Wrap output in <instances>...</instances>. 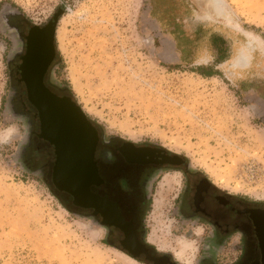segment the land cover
<instances>
[{
  "label": "rangeland",
  "instance_id": "1",
  "mask_svg": "<svg viewBox=\"0 0 264 264\" xmlns=\"http://www.w3.org/2000/svg\"><path fill=\"white\" fill-rule=\"evenodd\" d=\"M203 1L0 0V264H144L23 165L9 10L36 23L59 13V80L105 137L156 146L220 192L264 206V0H219L208 20L196 12ZM182 183L174 169L152 178L144 224L159 252L196 264L201 229L176 214Z\"/></svg>",
  "mask_w": 264,
  "mask_h": 264
},
{
  "label": "flooded vegetation",
  "instance_id": "2",
  "mask_svg": "<svg viewBox=\"0 0 264 264\" xmlns=\"http://www.w3.org/2000/svg\"><path fill=\"white\" fill-rule=\"evenodd\" d=\"M3 16L2 23L13 43L7 63L10 104L26 131L21 161L29 171L38 172L43 181L51 182L61 203L73 213L91 217L98 224L104 222L106 242L128 256L134 255L135 260L144 264H181L174 254L159 252L149 241L143 218L150 181L156 174L174 169L183 176L176 214L185 222H193L198 236L201 229L202 248L197 251L196 264H262L254 217L264 215V206L220 192L204 176L190 170L186 160L156 146L130 145L105 137L87 117L97 137L93 162L98 182L91 184L89 191L111 207L80 206L73 195L58 190L52 178L56 148L43 137L42 116L35 101L38 92L46 91L75 103L59 80L57 24L54 26L53 17L36 23L10 10ZM103 214L110 216L104 219Z\"/></svg>",
  "mask_w": 264,
  "mask_h": 264
},
{
  "label": "water",
  "instance_id": "3",
  "mask_svg": "<svg viewBox=\"0 0 264 264\" xmlns=\"http://www.w3.org/2000/svg\"><path fill=\"white\" fill-rule=\"evenodd\" d=\"M55 23L58 22L59 13L53 16ZM39 95V96H38ZM37 107L42 116V134L45 139L52 143L56 148L57 161L53 167V184L60 191H65L74 196L78 205L91 206L100 209V207H111V204L105 199L93 195L89 191L91 184L98 182L96 169L93 162V152L95 149L97 137L95 129L87 120L81 108L69 99L56 98L46 91L40 92L35 97ZM73 122L72 124L68 122ZM87 139V140H86ZM84 159L87 164L81 166V169L89 170V177L83 176L82 184L72 182L70 177L71 167L74 159ZM84 173V171H83ZM80 175V172H79ZM75 184L78 186V194L85 201L77 198V194L72 191L70 186ZM77 198V199H76ZM113 207V206H112ZM109 214H103L104 219ZM104 223V222H103ZM103 223L101 225H103ZM257 220V231L260 241V250L262 254V264H264V227H260ZM132 258H135L133 255Z\"/></svg>",
  "mask_w": 264,
  "mask_h": 264
},
{
  "label": "bare ground",
  "instance_id": "4",
  "mask_svg": "<svg viewBox=\"0 0 264 264\" xmlns=\"http://www.w3.org/2000/svg\"><path fill=\"white\" fill-rule=\"evenodd\" d=\"M221 1V0H220ZM202 6H201V9L200 10H197L196 12H197V15H198V17L199 18H201V19H211V18H213L214 16H215V14H217V13H220L221 11L219 10V6L221 5L220 4V2H219V0H204L203 2H202V4H201ZM223 10V9H222ZM224 12V11H223ZM223 15V14H222ZM237 56V55H236ZM235 56V57H236ZM249 58V57H248ZM247 58V59H248ZM237 63H241V64H243V63H245V58H244V56H242V55H240L239 56V58H237ZM248 63V62H247ZM246 63V64H247ZM244 65V64H243ZM249 66V65H248ZM241 69V68H240ZM39 89V88H38ZM41 91V90H40ZM40 92H38L37 94H39ZM37 96V95H36ZM39 96V95H38ZM36 99V98H35ZM37 100V99H36ZM68 123H70V124H72L73 122H68ZM87 140V139H86ZM72 163H74L73 164V166L71 167V174H70V177L72 178V182L73 183H76L77 185L78 184H82V182H83V176L82 175H84V176H87V177H89V170L88 169H81L82 167L81 166H84L85 164H87V161L86 160H84V159H74V160H72ZM83 171H84V173H83ZM79 172H80V175H79ZM82 174V175H81ZM70 186L72 187V191L74 192V194H75V192H76V194H77V198H79V199H81V200H83V201H85V199L84 198H81V197H83V196H81L80 194H78V186H76L75 184H72L71 185V182H70ZM75 194V195H76ZM81 196V197H80ZM76 198V199H77ZM77 201H78V199H77ZM79 203V202H78ZM254 219H255V226L257 225V220L260 222L259 224H260V227L261 226H263L264 227V215H258V216H255L254 217ZM256 229H257V227H256ZM264 229V228H263ZM259 241H261V240H259ZM131 257V256H130ZM132 258V257H131ZM134 259V258H133Z\"/></svg>",
  "mask_w": 264,
  "mask_h": 264
},
{
  "label": "trees",
  "instance_id": "5",
  "mask_svg": "<svg viewBox=\"0 0 264 264\" xmlns=\"http://www.w3.org/2000/svg\"><path fill=\"white\" fill-rule=\"evenodd\" d=\"M214 41V39H212V42ZM221 61H219V63H220ZM199 73V75H201V76H204V77H208V76H213V74H211V73H209V72H203V71H201V72H198Z\"/></svg>",
  "mask_w": 264,
  "mask_h": 264
}]
</instances>
